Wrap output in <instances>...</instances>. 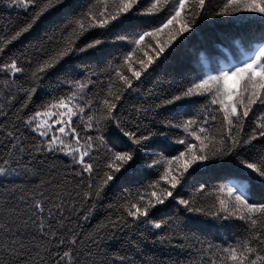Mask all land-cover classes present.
<instances>
[{"label":"snow or ice","instance_id":"obj_1","mask_svg":"<svg viewBox=\"0 0 264 264\" xmlns=\"http://www.w3.org/2000/svg\"><path fill=\"white\" fill-rule=\"evenodd\" d=\"M0 6L16 13L0 27V175L39 177L52 157L73 180L0 205V264H264V0ZM209 16L225 32L174 60ZM109 191L105 221L72 226ZM115 239L123 254L101 251ZM149 239L179 251L137 260Z\"/></svg>","mask_w":264,"mask_h":264},{"label":"trees","instance_id":"obj_2","mask_svg":"<svg viewBox=\"0 0 264 264\" xmlns=\"http://www.w3.org/2000/svg\"><path fill=\"white\" fill-rule=\"evenodd\" d=\"M223 0H209V9H215L217 8ZM2 7V6H0ZM16 13L11 10H5L0 11V27H3L5 25L11 27V20L15 18ZM199 27L196 29L195 35L188 41H185V43L182 45L181 49L178 50V55L174 54L173 59L174 60H186L189 56L187 55V51L189 49H200L201 45H203L205 42H212L214 41L219 34V30L224 27L222 24H214L212 23V19L209 16L208 18H205L204 20L198 21ZM36 33H33L32 36H29L28 39L31 40L34 38ZM187 35V34H185ZM212 38V39H210ZM21 45L19 42H15L12 47H20ZM223 47V46H222ZM203 51H206L207 49H202ZM194 57H196V51L194 50ZM225 56L228 55L227 52L224 54ZM220 59V58H219ZM223 61V59H220ZM151 85H149L150 87ZM4 102V97L0 96V103ZM135 100L130 101V103H134ZM0 121H3V118L0 117ZM0 139H3V134L0 133ZM5 156V149L3 147H0V157ZM25 163L28 162V157L25 156ZM38 163V162H34ZM67 163V161L54 159L52 157H49L47 162L44 164H40L39 167L41 168V175L39 177H31L26 176L24 174L21 175H9V176H3L0 175V205L3 204L5 200H7L10 204L16 203V199L18 198L23 192L28 191L29 189L35 188V186L39 183L41 179L48 180L51 177H54L53 183L58 184H64L65 183V176L67 175V188L71 191L73 180L70 175V170H66L64 165ZM55 164V168L52 169V165ZM51 169V171H50ZM212 174H206L201 179H208L209 183H218L219 181L211 178ZM118 194L114 193L112 191H109L107 196L104 200L100 202V205H98L97 210L91 215V217L84 221L79 216L72 217V226L76 227L77 224H79L84 232H91L94 229L97 228V226L105 221L107 215H108V209L107 205L112 202L114 199V195ZM78 200L79 198L75 196V192H72L71 199L69 200V203H71V200ZM0 217H2V213H0ZM193 231H196L193 229ZM196 234L200 236L201 239L206 241H211L213 243H223L226 237L228 236V233L221 229L219 231L212 230V231H196ZM87 243V241H85ZM175 243V242H174ZM123 241L121 239H115L111 241H104L100 249L102 252L106 251L111 256L113 253H115L117 250L123 254L124 249H122ZM199 247V245H197ZM95 251V249H93ZM179 251L178 249L173 252H169L166 249H162L159 244H153L151 239L148 241H145L141 246V256H136L135 258L137 260H140L143 258L144 260H151V259H160V260H167L169 259V256H172L173 258L176 256V252ZM128 254H132L129 252ZM181 259H188L189 257L182 255L180 257Z\"/></svg>","mask_w":264,"mask_h":264}]
</instances>
